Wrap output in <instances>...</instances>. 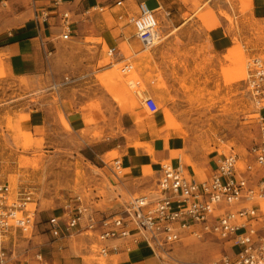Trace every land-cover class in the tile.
<instances>
[{
    "label": "rangeland",
    "instance_id": "1",
    "mask_svg": "<svg viewBox=\"0 0 264 264\" xmlns=\"http://www.w3.org/2000/svg\"><path fill=\"white\" fill-rule=\"evenodd\" d=\"M114 1L108 0L101 12L91 14L94 24L86 35L68 41L58 38L56 48L50 42L36 72L14 74L5 67L6 55H0V187L8 186V203L18 191H30L26 208L33 213L26 230H8L0 236L10 258L7 264L115 261L100 254L94 234L73 230L56 240L45 223L49 216L64 220L65 206L76 204L74 198L99 212L117 200L115 213H120L132 198L154 195L151 167L148 173H139L140 178L127 181V173L114 163L121 164L128 149L142 145L148 147L150 163L155 162L154 144L142 134L135 136V129L125 130L129 121L124 122V113L135 114V126L152 119L167 127L168 137L183 136V147L174 158H180L188 176L201 179L213 172L222 154L244 155L264 126L263 0H158L161 8L155 16L160 41L145 50L128 23L136 6L131 9L122 0L123 6L117 7ZM17 6L0 7V34L10 30L8 23L15 20H21L19 28L34 27L31 0H24L21 11H16ZM183 20L188 22L175 29L173 24ZM50 38L43 36L44 41ZM210 40L215 43L211 45ZM111 47L118 48L124 59L118 53L108 56ZM188 47H195L196 54L180 50ZM213 47L214 54L205 56L204 63L217 60L219 81L207 88L199 80L204 64L191 71L187 64L188 59L201 61L197 55ZM165 59L183 70L178 86H170L165 79ZM255 60L262 64L263 78L251 85ZM127 63L132 69L122 72ZM146 96L154 99L155 113L144 106ZM90 111L94 118L88 119ZM105 139L112 142L98 145ZM157 165L170 166V161ZM253 205L264 210V199ZM147 248L163 253L155 257L157 264H206L231 251L228 244L209 235H187L171 246Z\"/></svg>",
    "mask_w": 264,
    "mask_h": 264
},
{
    "label": "built area",
    "instance_id": "2",
    "mask_svg": "<svg viewBox=\"0 0 264 264\" xmlns=\"http://www.w3.org/2000/svg\"><path fill=\"white\" fill-rule=\"evenodd\" d=\"M10 0H0L5 7ZM63 0H52L53 13L58 17L61 30L59 38L68 41L72 34V16L69 11H57ZM122 0L113 4L122 7ZM264 3V0H263ZM104 8L94 5L83 13V18H91L95 11ZM34 18L48 17L34 10ZM169 12L165 16H169ZM41 18V19H39ZM122 16H118L120 20ZM185 21V20H183ZM134 29V36L143 49L154 46L158 38V19L155 10L146 2L136 4L135 15L128 18ZM116 51L107 50V55ZM253 80L263 78L262 64L254 61ZM125 64L121 71L128 72ZM149 113L157 111L151 96L143 100ZM120 166L117 160L114 161ZM105 165V164H104ZM161 175L155 181L154 195L132 198L122 207L121 214L96 216L85 214V208L74 198L73 206H65L66 218L49 216L46 230L56 240L62 239L71 231L83 230L95 235L100 254L108 256L138 243L163 248L181 241L184 236L209 235L229 245L230 253L206 264H264V210L253 205L257 199H264V126L253 144L244 155L233 151L217 160L213 172L204 179L192 178L185 173L178 159L176 166H161ZM8 186L0 187V234L13 227L9 220L14 218V210L30 202L31 192H18L17 203L7 206ZM80 205L83 209H81ZM27 220H16V227L23 229ZM28 224V223H27ZM6 251L0 242V264H7Z\"/></svg>",
    "mask_w": 264,
    "mask_h": 264
},
{
    "label": "crops",
    "instance_id": "3",
    "mask_svg": "<svg viewBox=\"0 0 264 264\" xmlns=\"http://www.w3.org/2000/svg\"><path fill=\"white\" fill-rule=\"evenodd\" d=\"M124 2L129 3L128 7L131 9L132 7L136 6L138 2H146V4H152L151 8L155 11L156 9L160 10L161 8V4L158 2V0H124ZM8 3L18 5L16 11H21L23 10L22 8H24V0H10ZM31 3L34 27L19 28L18 25L21 23V20H15L8 23V25L12 27L10 30H6L2 32V34H0V36H2V41L0 42V55H6V57L4 58L5 62L7 63L5 64V67L8 71H11L14 74L24 75L36 72L38 67L42 65V55L46 54L49 43L51 42V44L53 46L55 45L56 48L57 39L59 38V35L61 33V30L58 27V17H56L53 13L54 5L52 3V0H31ZM108 3V0H63V2L57 6L56 10L60 12H70L73 21L71 31L73 37L77 38L79 36H84L88 32H90V29L88 28L90 26H93L94 24L92 18H83V13L86 10L90 11L91 8L94 7V5H99L101 8H105L108 6ZM34 10L38 11L42 17L44 14H47L48 17H43V19L39 18L41 20H39V22L37 23L34 18ZM177 21H179V18L177 19ZM186 22H188V20H185L179 23L178 25L176 23L173 25L177 26L175 29H179ZM44 35L51 37L50 40H46L48 41V43L43 40ZM36 39L38 40V43L36 42ZM203 40L205 39L203 38ZM209 43L213 45L215 41L210 40ZM180 50H185L186 54L189 55L196 54L195 47L180 48ZM116 51L118 53V56L124 59L123 54L118 48H116ZM214 52L215 47H213L211 50H203V52L197 55L201 57V61L199 58H196L195 60L188 59L187 64L189 71H191L195 65H199L200 62L204 64L203 72L202 74H199V80L202 82V85L206 86L207 88H213L215 82L219 81V70L217 60L215 58H212L207 65L204 63L206 59L205 56L212 55L214 54ZM169 53L170 55L174 56V52L172 50H169ZM170 60L172 59L169 58V61ZM156 61H159V59L155 58V62ZM167 61L168 59H165V62L163 64L165 79H169L170 86H178L177 80L181 76H183V70L178 65H168ZM149 67L150 69L152 67L151 61H149ZM78 116H80L81 119L79 123H83L84 119L82 114L80 113ZM90 116L94 118L92 111L88 113V119L90 118ZM105 116H107V112ZM103 117L104 115L101 114L99 118L100 121L103 119ZM122 118L124 122L129 121L128 127H125V130L127 132L135 129L137 131L135 133V136L138 137L141 134L144 135L145 139L148 142L154 144L153 148L155 149L152 157L155 161L154 163H150L149 159L147 158L149 156L147 146H134L128 149V152L127 154H125L123 162L121 163L122 170L125 172V174L127 173L125 176V180L134 181L136 178H140L138 174L141 172L144 174L148 173V167H151V169H153L152 177L154 180H156V178L161 175L160 166H158L157 163L169 160L171 166H176L178 164V159L180 158H174V155L183 147L185 141L183 136L168 137L170 132L167 127L163 123H156L152 119H144L141 123L138 124V126H135L134 120L136 116L132 113H124ZM107 140L108 139L101 140L99 144H97L104 145ZM108 141L110 142L111 140ZM118 143L119 142L116 141L114 144ZM122 145H124L123 141ZM116 146L117 145L109 148L107 147L104 150H112ZM128 190L130 192H133L134 187L130 186ZM118 203L119 202H117V200L112 202L110 201L107 209L101 212L105 216L112 215L119 209ZM134 246L135 247L133 249L131 247V249L129 250H122L115 253H110V256L114 254H120L118 256H115V261L112 262V264H117L120 259L121 264H157L155 257L158 256V253L154 249H148V246L143 243H138ZM128 251L129 253L127 255L121 257V255L127 253ZM9 259V256H7L8 263Z\"/></svg>",
    "mask_w": 264,
    "mask_h": 264
},
{
    "label": "bare ground",
    "instance_id": "4",
    "mask_svg": "<svg viewBox=\"0 0 264 264\" xmlns=\"http://www.w3.org/2000/svg\"><path fill=\"white\" fill-rule=\"evenodd\" d=\"M157 10H159V9H156V11ZM158 34V33H157ZM161 40H162V38H161ZM160 41V40H159ZM158 38L156 39V41H154L155 43H154V45H156V44H158ZM152 48V47H151ZM146 49H149V48H146ZM145 50V49H144ZM117 53V51H115L114 53H112L111 55H109L108 54V56H114L115 54ZM139 60V59H138ZM141 60V59H140ZM127 65L129 66V69H128V72L132 69V65L131 64H129V63H127ZM114 71H117V70H114ZM243 75H244V73H243ZM245 76V75H244ZM144 100V99H143ZM148 148V147H147ZM120 164V163H119ZM120 170H122V168H121V164H120ZM18 192H20V191H18ZM18 192L16 193V198L14 199V200H11L10 201V203H8V200H9V193H8V195L6 196V201H5V203L7 204V206H11L12 205V203H17V198H18ZM28 192H30V191H28ZM258 201H260V199H257ZM132 201V199L130 200V201H128L127 203H130ZM77 203H79L83 208H85V214L87 215L89 212L91 213H94L96 216H98L99 214L97 213V210H93L92 208H86V207H84L82 204H81V202H77ZM126 203V204H127ZM27 204H29V202L28 203H25L23 206H21L19 209H15L14 210V218L12 219V220H9L8 222L9 223H13V227L10 229V230H14V229H19L18 227H16V224H15V221L16 220H23V221H25V220H27V223H26V225L24 226V228L22 229V230H26L27 229V227L29 226V222L31 221V217H33V213H31L29 210H27V208H26V205ZM80 205H78L81 209H83ZM99 212V211H98ZM99 213H102V212H99ZM118 214H121V213H114V214H112V216H114V215H118ZM107 216H110V215H107ZM8 232V231H7ZM5 233V232H4ZM4 233H1L0 234V236H2V234H4ZM153 249V248H152ZM158 254H163V253H161V252H159V251H157L156 249H154ZM6 255H7V253H6ZM118 255H120V254H114V255H108L107 257H115V256H118ZM38 258H40L41 259V256L40 255H38ZM6 261H7V257H6Z\"/></svg>",
    "mask_w": 264,
    "mask_h": 264
}]
</instances>
